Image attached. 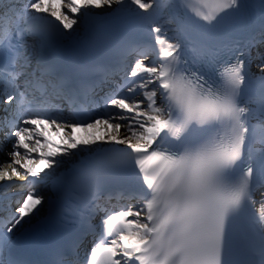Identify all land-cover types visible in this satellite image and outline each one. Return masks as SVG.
<instances>
[{
    "label": "snow or ice",
    "instance_id": "6c2138e0",
    "mask_svg": "<svg viewBox=\"0 0 264 264\" xmlns=\"http://www.w3.org/2000/svg\"><path fill=\"white\" fill-rule=\"evenodd\" d=\"M160 2L0 0V137L14 138L0 181L29 185L0 196V264H264V0H171L173 29L154 19ZM105 13L140 37L101 41L115 67L99 81L66 71L73 34ZM251 23L258 36L232 39ZM77 154L90 253L21 249L47 202L40 181ZM110 182L136 202L110 211Z\"/></svg>",
    "mask_w": 264,
    "mask_h": 264
},
{
    "label": "bare ground",
    "instance_id": "6f19581e",
    "mask_svg": "<svg viewBox=\"0 0 264 264\" xmlns=\"http://www.w3.org/2000/svg\"><path fill=\"white\" fill-rule=\"evenodd\" d=\"M164 2L165 4L162 3V5L158 7V11L156 15H153V16H154V19L157 21V23H160L162 26H164L167 29H173L176 26L175 20H172V22L169 23L170 18L174 15L172 10L170 9L171 0H165ZM248 3L253 4L255 3V0H248ZM100 11L102 12L105 10H100ZM101 25L111 30H115L117 32H132V31H135L136 29V27L130 20L124 19V18L115 19L107 15L106 13L105 15H103L101 19ZM257 26H258V23L249 24L247 29L241 31L242 35L245 38H247L249 35L256 32ZM84 31L85 30L83 26L78 27L77 34L74 36L70 44L74 43L76 39H78L77 42L88 41L87 37L82 36ZM169 35H172L171 31H169ZM253 71H255L254 68H253ZM12 143H14V138L8 143L9 148L6 149V151L4 152V155L2 156L0 155V164L10 162V157L7 155V153L11 151ZM85 159H88L87 156L86 155L82 156L81 154H77L71 158H63L60 166L54 168L53 170H50L47 176H45L44 179L40 181L38 187H39L40 192L44 196H46L47 202L45 203L43 207V211L40 213L39 217H41L44 214V212L47 210L57 181L61 180L62 177L65 174H67L71 169H73L76 164H79L82 160H85ZM8 186H13L14 188H11L8 190ZM28 187L29 185H27L26 183L16 181L15 179L12 182L0 181V192H2L3 195L8 196L9 198L11 196L10 194L14 195L20 192L25 194ZM12 200H15V198L14 199L12 198ZM7 202L8 201H6L5 204H7ZM38 218L33 219L31 224L34 223ZM31 224L25 225L24 228L30 226Z\"/></svg>",
    "mask_w": 264,
    "mask_h": 264
},
{
    "label": "rangeland",
    "instance_id": "374dc122",
    "mask_svg": "<svg viewBox=\"0 0 264 264\" xmlns=\"http://www.w3.org/2000/svg\"><path fill=\"white\" fill-rule=\"evenodd\" d=\"M96 12L100 13L101 11L100 10H97ZM77 33H74L73 36H75Z\"/></svg>",
    "mask_w": 264,
    "mask_h": 264
}]
</instances>
